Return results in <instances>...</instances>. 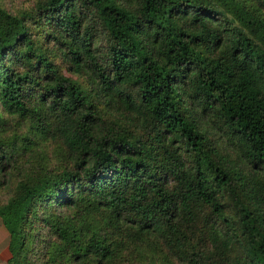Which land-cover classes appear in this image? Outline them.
<instances>
[{
    "label": "trees",
    "instance_id": "16d2710c",
    "mask_svg": "<svg viewBox=\"0 0 264 264\" xmlns=\"http://www.w3.org/2000/svg\"><path fill=\"white\" fill-rule=\"evenodd\" d=\"M235 1L0 8V112L45 123L64 154L32 175V137L0 120L9 264L157 247L173 264H264V0H246L256 18Z\"/></svg>",
    "mask_w": 264,
    "mask_h": 264
},
{
    "label": "rangeland",
    "instance_id": "374dc122",
    "mask_svg": "<svg viewBox=\"0 0 264 264\" xmlns=\"http://www.w3.org/2000/svg\"><path fill=\"white\" fill-rule=\"evenodd\" d=\"M40 0H0V8L8 11L12 14L19 15L23 12L29 11ZM232 8H238L245 11L253 18L257 17V13L254 8L250 6V3L246 0H236L231 3ZM235 18L233 15H230ZM230 16H228L230 18ZM233 23H236L235 21ZM102 46V44H100ZM60 70L64 72L65 66L59 64ZM76 82L84 87V82L81 78L74 77ZM7 119L0 112V120ZM10 129L7 131L9 136L12 130H16L19 133L25 134L26 132L32 137V145L30 147L33 159L28 165L32 175L38 173L43 174L45 172H57L64 165V154L57 141H51L48 137V129L45 128V123L38 125L31 118H13L7 119ZM149 262V263H148ZM116 264H173L165 252L160 248H155L152 251V257L150 260H145L144 256L133 252L131 249H125L118 255Z\"/></svg>",
    "mask_w": 264,
    "mask_h": 264
},
{
    "label": "crops",
    "instance_id": "0c3cea01",
    "mask_svg": "<svg viewBox=\"0 0 264 264\" xmlns=\"http://www.w3.org/2000/svg\"><path fill=\"white\" fill-rule=\"evenodd\" d=\"M9 234L0 219V264H9Z\"/></svg>",
    "mask_w": 264,
    "mask_h": 264
}]
</instances>
